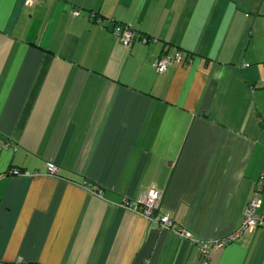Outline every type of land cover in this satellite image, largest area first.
<instances>
[{
    "label": "crops",
    "instance_id": "1",
    "mask_svg": "<svg viewBox=\"0 0 264 264\" xmlns=\"http://www.w3.org/2000/svg\"><path fill=\"white\" fill-rule=\"evenodd\" d=\"M259 183L264 216V0H0V263L198 264L234 237L210 264H264V229L238 234ZM152 189L191 240L125 206Z\"/></svg>",
    "mask_w": 264,
    "mask_h": 264
},
{
    "label": "built area",
    "instance_id": "2",
    "mask_svg": "<svg viewBox=\"0 0 264 264\" xmlns=\"http://www.w3.org/2000/svg\"><path fill=\"white\" fill-rule=\"evenodd\" d=\"M38 0H24V5L26 7L33 6ZM72 16L74 18L81 17L80 9H73ZM91 19L100 24L103 20H101L100 16L95 12L90 13ZM113 34L118 38V40L126 47L131 48L134 43L140 42L141 44H148L150 39L145 36H139L129 25L115 24L113 28ZM192 63V56L188 53L177 50L174 53H166L158 58H156L153 62V67L159 74L166 73L171 67L175 64H180L182 66H189ZM14 175L24 176V177H39L42 175H46L49 177H59V168L56 165L49 164L46 167V173H36L31 175L29 173H22L19 170L13 171ZM263 189V184L259 183L256 187V191L254 197L249 202L245 214H244V222L241 230L238 232L239 235L250 233L255 229L263 228L264 229V216L258 213L260 208L258 202V195ZM94 192H99L96 188L93 190ZM125 206L132 210L133 212L143 216L153 225H155L160 230H170L173 232L179 233L181 236L191 240V233L187 232L179 228L170 214L163 211V194L160 191L152 189L148 192V194L144 195L137 202H126ZM234 237L229 238L227 241H215L212 244L207 242L201 243V251H202V259L198 264H210V255L214 250H218L223 248L228 242L233 240ZM3 264V263H0ZM21 264V263H19Z\"/></svg>",
    "mask_w": 264,
    "mask_h": 264
}]
</instances>
